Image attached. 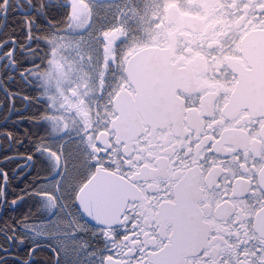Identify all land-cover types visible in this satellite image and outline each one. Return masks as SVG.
<instances>
[{
	"label": "snow or ice",
	"instance_id": "obj_1",
	"mask_svg": "<svg viewBox=\"0 0 264 264\" xmlns=\"http://www.w3.org/2000/svg\"><path fill=\"white\" fill-rule=\"evenodd\" d=\"M0 264H264V0H0Z\"/></svg>",
	"mask_w": 264,
	"mask_h": 264
}]
</instances>
